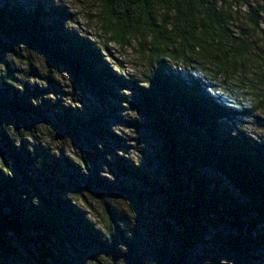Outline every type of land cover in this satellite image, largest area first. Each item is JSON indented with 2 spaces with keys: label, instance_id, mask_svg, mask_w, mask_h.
Instances as JSON below:
<instances>
[{
  "label": "trees",
  "instance_id": "obj_1",
  "mask_svg": "<svg viewBox=\"0 0 264 264\" xmlns=\"http://www.w3.org/2000/svg\"><path fill=\"white\" fill-rule=\"evenodd\" d=\"M67 15L65 9L57 6L47 10L44 5H38L27 10L12 0L0 3V61L5 63L6 71L12 73V65L5 55L14 50L15 42L24 41L89 84L96 91L104 111L91 114L89 118H82L71 109L56 112L72 131L89 124L99 133L122 142L123 137L103 124L106 115H113L131 126L147 127L159 137L154 158L161 165L167 183L156 184L166 197L167 214L180 226L181 238L177 249L168 258H159L157 264H187L196 247L203 243L208 228L216 224L226 232L236 229L240 233L225 232L217 236L236 252L250 255L254 243L264 245L263 232L252 235L264 224V144L242 130L233 136L221 125L222 121L240 118L243 113L216 104L205 95L196 80L172 72L163 64L157 69L150 88L123 79L109 69L89 41L64 28ZM12 77H5L6 82L0 84V117L14 115L22 121L50 122L48 109L42 103L39 106L30 103L36 92H31L28 86L25 91H19L12 85ZM50 82L54 86L53 79ZM122 87L133 90L131 105L148 118V123L118 115L123 111L121 101L128 99L119 94ZM0 155L5 157L0 156V260L25 258L11 241L12 236L31 248L33 259L30 264H74L64 249L74 241L73 235L77 233L73 228L79 223L85 227L84 236L101 241L70 199L59 195L55 198L44 196V208L32 204V197L21 181L25 180L34 185L35 191L41 192L35 183L37 180L26 171L33 157L26 144L16 147L3 131L0 133ZM8 163H14L21 179L6 175L11 172ZM50 165L43 159L42 176L49 171ZM118 168L147 179L140 167L120 162ZM210 170L228 179L243 199L235 198L227 186L220 187L208 173ZM24 194H27L26 198ZM244 228L246 233L242 234ZM123 238L126 240L125 236ZM128 247L131 249V244ZM137 261L143 264L141 258Z\"/></svg>",
  "mask_w": 264,
  "mask_h": 264
},
{
  "label": "clouds",
  "instance_id": "obj_2",
  "mask_svg": "<svg viewBox=\"0 0 264 264\" xmlns=\"http://www.w3.org/2000/svg\"><path fill=\"white\" fill-rule=\"evenodd\" d=\"M52 3L68 14L64 28L89 41L116 75L147 89L161 64L172 72L186 74L196 80L205 95L216 104L243 113L242 122L237 127L257 142L264 143V0H52ZM36 50L21 41L5 55V59L18 69L15 76H20L19 83L10 84L21 92L25 91L23 81L42 88L49 85L51 76L46 77V82L45 79L32 82L21 74V69H28L29 58L43 66L46 54L39 50L43 54L39 55ZM17 56L24 59L17 60ZM4 65L0 61V69ZM62 71L64 80H55L67 94L48 91L33 96L30 98L33 106L48 99L60 100L65 108H84L70 72ZM69 77L70 87H66ZM4 82L6 78L0 72V84ZM119 94L128 97L121 101V115L125 119H141L139 109L131 105L133 90L122 87ZM130 108L136 111L130 112ZM3 129L16 147L26 140L28 151L34 154L35 145L39 144L57 157L66 155L81 167L85 175L88 174V163L87 168L83 167L65 151V145L74 144L79 157L85 161L82 149L71 135L61 136L51 122L38 120L31 127L21 125L19 128L14 123H4ZM111 130L130 145L128 151L117 149V155L140 167L146 146L140 142L136 127L113 124ZM231 134L235 136L237 131L233 130ZM97 147L103 149L104 144L98 143ZM107 159H112L111 154ZM42 164L43 157H38L35 166L40 168ZM109 172L106 164L100 175L114 180L108 177ZM6 175L13 176V169ZM112 176L115 177L113 173ZM75 192H67L66 198L78 206L79 197L73 196ZM32 204H39L38 196L32 197ZM131 222L134 226L136 221ZM103 234L110 242L111 238L105 232ZM127 234L132 236L130 231ZM119 246L127 250L126 245ZM102 254L97 259H88L86 264H93Z\"/></svg>",
  "mask_w": 264,
  "mask_h": 264
},
{
  "label": "rangeland",
  "instance_id": "obj_3",
  "mask_svg": "<svg viewBox=\"0 0 264 264\" xmlns=\"http://www.w3.org/2000/svg\"><path fill=\"white\" fill-rule=\"evenodd\" d=\"M12 1L20 4L27 10H33L38 5H44L47 10L56 7L52 3V0ZM5 2L6 0H0L1 4ZM18 44V42H15V46ZM37 53L41 55L38 51ZM23 59V56H17V60ZM10 63L13 68L12 73H8L4 66L3 69H0V72L6 78L13 76V84L19 83L20 76H15V72L18 69L12 62ZM61 69L70 72L75 87L81 94L84 108L82 110L65 108L60 100L53 102L46 99L44 100L45 103L42 102V104L45 109H48V114L51 117L50 122L58 129L59 134L61 136L68 134L74 138L75 143L82 149L86 162L79 157L74 144H66L65 151L73 159H77L83 167L87 168L88 163L89 172L85 175L81 167L66 155L62 154L57 157L54 154H50L43 146L37 144L35 145V153H32L33 157L30 158L31 163L29 164V168L26 171L29 176L37 180L35 183L38 185L41 193L35 191L34 185L27 183L25 180L21 181L22 187L31 197L34 195L39 197L38 206L42 208L45 207L44 196L46 198H55L56 195H59L66 198L67 192L77 191L73 196L79 197V201H77L78 206L73 205L82 211L84 218L96 230L101 241H95L92 238H88V236H84L83 234L86 232L85 227L78 222L79 225L73 228L77 233L73 235L74 241L67 244L64 249L74 264H86L88 259H97L101 253H103L101 258L93 262V264H140L137 258H141L143 264H152L153 261L157 264L159 258L166 259L177 249L181 238L180 226L167 214L165 209L166 197L162 192V188L156 184V182L167 183L161 165L154 158L155 151L160 144V139L151 129L135 126L140 133V142H143L146 146L143 150V160L140 168L146 173L147 179L140 178L131 173H125L119 169L118 164L120 162L134 166L130 159L117 155V149L122 148L128 151L130 147L124 137L122 142H118L110 135L107 136L99 133L96 127L89 124L84 128L72 131L56 115V112L61 113L71 109L74 114L82 118H89L91 114L104 111L96 91L84 82L78 74L63 65L56 64L49 58L44 57L43 66L35 64L33 58H29L28 69H21V74L26 79L32 82L45 79L46 82V77L51 76L52 78L49 77V85L46 88L27 81H23V83L31 89V92H36V96H41L48 91L65 95L67 93L63 92L60 84L56 81L62 82L65 78V73ZM50 79H53L54 86L51 84ZM4 87L10 89L7 86ZM66 87H70V77L69 84ZM121 112H118L119 116H122ZM130 112L135 111L130 110ZM242 117L234 120H224L221 125L223 129L229 132L233 130L238 132L240 129L237 125L242 122ZM129 120L140 123L149 122L148 118L142 114L139 120ZM36 121L38 120L24 119L22 121L14 115H6L4 118L0 117V133L5 131L3 129L4 123H14L19 128L21 125L31 127ZM103 124L110 130L113 124L131 126L125 120L113 115H106ZM98 143H103L104 148H98ZM23 144L27 145L28 141L25 140ZM108 154H111V160L107 159ZM38 157H43L46 162L51 164L48 167L49 171L43 176L41 175L43 166L40 168L35 166ZM106 164L115 176L113 177L112 173L109 172L108 177L114 180H109L100 175V171ZM10 166L13 169L15 177L21 179V173L17 170L14 163ZM208 173L213 176L220 187L227 186L235 198L239 200L243 199L240 191L228 179L211 170ZM131 221H136L134 226ZM262 224L254 230L253 236L257 232H263L264 234V224ZM102 231L111 238L110 242L104 238ZM129 231L132 233L131 237L127 234ZM225 232L226 230L219 227L218 224L213 227L210 226L203 237V243L196 247L187 264H221L224 260L223 264H264V245L262 243H254L252 252L250 255H246L232 250L228 243L217 237L220 236V233L224 234ZM241 232L245 234L246 228L242 229ZM226 233L240 235L236 229H230ZM124 236L128 243L125 242ZM10 239L19 247L25 258L4 259L0 260V264H30L29 262L33 259L31 248L15 237L11 236ZM120 244L126 245L127 250H122L119 246ZM128 244H131V249L128 247ZM120 258H124L125 260L118 261Z\"/></svg>",
  "mask_w": 264,
  "mask_h": 264
}]
</instances>
